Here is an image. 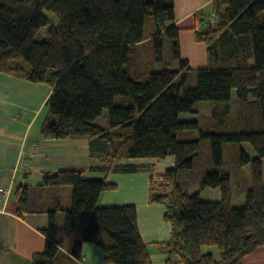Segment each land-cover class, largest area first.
Instances as JSON below:
<instances>
[{
  "label": "trees",
  "instance_id": "obj_1",
  "mask_svg": "<svg viewBox=\"0 0 264 264\" xmlns=\"http://www.w3.org/2000/svg\"><path fill=\"white\" fill-rule=\"evenodd\" d=\"M148 20L153 29L145 37ZM192 22L187 29L176 25L172 0H0V74L50 89L42 141H87L90 170L105 175L149 172L148 203L164 207L170 226L165 252L183 264H243L264 247V1L211 0ZM183 31L202 48L197 70L182 59ZM201 102H210L208 114L179 118L197 114ZM103 111L107 127L95 124ZM205 140L214 170L188 192L177 177L193 168ZM224 143L248 144L253 152H240L246 189L222 172ZM167 158L174 163L162 173L122 163ZM38 186L56 191L42 230L44 249L29 264H79L84 244L101 249L108 264H150L135 207L98 205L99 194L115 184L60 170L44 173ZM64 186L71 196L61 223L58 190ZM206 189L216 192L215 200L202 198ZM14 196L21 216L27 188H17ZM79 226V239L64 245Z\"/></svg>",
  "mask_w": 264,
  "mask_h": 264
},
{
  "label": "crops",
  "instance_id": "obj_2",
  "mask_svg": "<svg viewBox=\"0 0 264 264\" xmlns=\"http://www.w3.org/2000/svg\"><path fill=\"white\" fill-rule=\"evenodd\" d=\"M172 1L175 23L182 21L179 26L186 24L190 28L193 14L207 7L211 0ZM188 42L191 47L192 43ZM191 60L196 65H203V52L198 56L193 55ZM49 91L48 87L23 78L0 74V188L9 190L0 213V264H28L33 255L43 251L45 241L42 230L47 225L49 198L54 197L56 189L38 185L44 173L60 170H81L88 179H106L115 184V190L100 194L98 205H133L137 213L139 236L146 246L150 264H183L175 255L165 252L170 226L163 220L164 207L148 203V171L105 175L90 170L87 141L44 142L40 139V125L45 116L43 105ZM170 159L147 160L159 162V170L162 165L170 167L173 164ZM147 160L122 163L145 164L155 169L157 164H148ZM166 162L171 163L166 165ZM19 187H26L28 194L27 212L21 216L18 215V203L14 196ZM58 194L60 205L63 200L64 206H61L62 211L56 219L62 223V213L69 207L70 190L64 186L58 190ZM83 226L76 229L75 236L64 239V245L74 243ZM56 238L62 239V235L57 234ZM81 261L82 264H108L104 261L103 251L93 244L83 245ZM243 264H264V247L246 257Z\"/></svg>",
  "mask_w": 264,
  "mask_h": 264
},
{
  "label": "rangeland",
  "instance_id": "obj_3",
  "mask_svg": "<svg viewBox=\"0 0 264 264\" xmlns=\"http://www.w3.org/2000/svg\"><path fill=\"white\" fill-rule=\"evenodd\" d=\"M180 23H178V26L180 25ZM207 23H208V19H205L202 23H198L199 25L197 26V30H200V31L203 30V28L207 25ZM180 27L186 28V29L188 28L186 24L181 25ZM152 29H153L152 20L151 21L148 20V22L145 23V37H147L148 35L151 34ZM181 37H183L182 39H180L181 53L183 54L182 59H187L189 62L190 68L197 70V68H200L201 65H199V64L196 65L194 63V60H191V58L193 57V55L198 56L202 52L200 50L202 48L197 46L194 43L193 36H192V33L190 31H183L181 33ZM188 41H190L192 43L191 47H190ZM165 44H166V46L164 47V56L163 57L165 59L164 61H167L168 57L170 56L171 49H170V46H168V41L166 39H165ZM143 49H144V53L148 52L150 54L151 48L146 47ZM162 65H163V63H162ZM194 80L195 79H192V77H191L190 82L192 83ZM40 85L45 86L43 84H40ZM49 94H50V91H49ZM49 94H48V96H49ZM209 104H210V102L198 103L195 106V108L197 110V114H181V115H179V118L181 120H193V119L196 120L197 115L198 116L199 115H206L209 113V111H210V107L208 106ZM233 104H231V108H230L231 129H234V126H235V124H233V123L235 121L236 110H237V108L235 107V106H237L236 102H233ZM44 105H43V108H44ZM45 109L46 108H44V111H45ZM56 118H57V116L52 117L51 120L56 121ZM95 124L97 126H100V127H107V125H108L107 111L102 112L101 116L95 120ZM34 129H36V128H34ZM241 151H243L246 154H249L250 152L253 153L250 146H248V144L224 143L222 145V160H223L222 172L225 174H230V176H232L234 178V180L238 186L244 187L246 189L247 185H248V181H249V175L246 174L243 169L240 170L238 168ZM170 161L172 163H174V160L172 158L170 159ZM171 162H168V163L166 162V165H169ZM147 163L148 164L151 163V164L155 165L159 162H151V161L147 160ZM159 165H162V163H160ZM172 166H173V164L170 167L169 166L164 167L162 165L161 168L159 166L160 169L158 170V164H157V165H155V170L157 173H162L165 169L171 168ZM263 166H264V163H263ZM213 170H214V168H213V164L211 161L209 142L207 140H205V141L201 142V148H200L199 155L193 160V168L191 170L179 172L178 177H177V182L182 188H184L185 190H188V192H194V191L198 190L199 183L202 180V178L204 177V175L208 172L213 171ZM73 171L82 172L81 170H73ZM85 179H88V178L85 177ZM233 188L236 189V185H233ZM68 189L70 190L69 205L68 206H70L71 188L68 187ZM234 189H233V191H234ZM201 194H202V198H204V199L209 198L210 200H215L214 198H216V192L213 190H210V189H206V190L202 191ZM234 195H237L236 191H235ZM99 196H100V194H99ZM61 206L62 207L64 206L63 200L61 202ZM75 234H76V232L72 236H75ZM80 234H81V230L79 231L76 240L73 242H76L79 239ZM79 264H82V261Z\"/></svg>",
  "mask_w": 264,
  "mask_h": 264
},
{
  "label": "built area",
  "instance_id": "obj_4",
  "mask_svg": "<svg viewBox=\"0 0 264 264\" xmlns=\"http://www.w3.org/2000/svg\"><path fill=\"white\" fill-rule=\"evenodd\" d=\"M8 195H9V190L0 188V213L3 211V205Z\"/></svg>",
  "mask_w": 264,
  "mask_h": 264
}]
</instances>
